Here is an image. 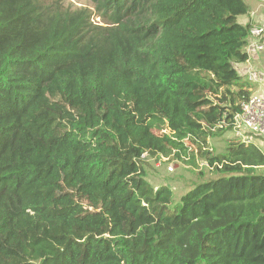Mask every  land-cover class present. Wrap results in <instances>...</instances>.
<instances>
[{"label":"trees","instance_id":"16d2710c","mask_svg":"<svg viewBox=\"0 0 264 264\" xmlns=\"http://www.w3.org/2000/svg\"><path fill=\"white\" fill-rule=\"evenodd\" d=\"M92 3L0 0V264H264V151L209 145L252 94L251 5ZM144 153L207 165L177 202Z\"/></svg>","mask_w":264,"mask_h":264},{"label":"rangeland","instance_id":"374dc122","mask_svg":"<svg viewBox=\"0 0 264 264\" xmlns=\"http://www.w3.org/2000/svg\"><path fill=\"white\" fill-rule=\"evenodd\" d=\"M246 1H248V3L251 5V11L252 8H254L259 14L261 12H264V0H246ZM61 3L63 4L64 7L67 6L73 9L80 7L90 8L92 9V13H93L92 20L95 23H103L101 17L98 14H96L92 0H61ZM244 19L245 16H242L240 18L241 21H243ZM249 20L253 22L254 26L262 25V23L259 22L258 20H252V19ZM261 21H264V18H262ZM252 54H254V52H252L251 55ZM259 57L263 59V65H264V51L259 53ZM255 65H256L255 68L258 69L259 72L264 73V67L260 63L258 64V66L257 64ZM262 82L264 83L263 80L259 82L251 83L253 88L251 95L256 93L259 87H263V85H261ZM237 136L242 137V135H238L232 130L226 131L222 136L209 138V145L211 148H213V151L218 153L224 150L227 144L226 143L227 140L236 139L237 141L239 140L241 141V139L238 138ZM253 137L251 138V135H247L248 139L258 144L261 147V149L264 151V135L263 138L261 136L258 137L253 136ZM203 163L204 161L198 160L199 167L196 168L191 164H187L181 160H175V159L169 160L167 157H160V158L146 157V167H145L147 171L146 178L147 181H149V183L154 187V189H157L162 185L170 186L174 190V199L178 202L181 196L185 194V192H187V190L192 185V183L199 179L198 178L199 170L206 169L205 164ZM169 165L174 166L173 171L168 170L167 167Z\"/></svg>","mask_w":264,"mask_h":264},{"label":"built area","instance_id":"2783aa9c","mask_svg":"<svg viewBox=\"0 0 264 264\" xmlns=\"http://www.w3.org/2000/svg\"><path fill=\"white\" fill-rule=\"evenodd\" d=\"M247 48L249 52L261 53L264 51V24L255 25L250 33ZM249 79L254 82L261 81L260 73L257 70L248 72ZM263 87H259V91L251 95L248 99L242 102L241 110L237 112L231 120V130L237 133L241 141H251L247 135L263 138L264 135V83ZM254 138V137H253ZM144 158H148V154H143ZM163 157V156H162ZM169 159V158H168ZM207 165L205 162L203 163ZM169 171L174 170L173 165H169Z\"/></svg>","mask_w":264,"mask_h":264},{"label":"crops","instance_id":"0c3cea01","mask_svg":"<svg viewBox=\"0 0 264 264\" xmlns=\"http://www.w3.org/2000/svg\"><path fill=\"white\" fill-rule=\"evenodd\" d=\"M249 18L252 19V20H258L259 22H261L262 24H264V21H261L262 18H264V12H261L259 14L254 8H252V11H251L249 17L248 16L247 17L245 16V19L243 21H241V20L240 21L243 24H245V23L248 22ZM246 50L249 53V57H250L249 60L247 62H243V63H235L234 66L236 67L238 73L240 75H242L245 80H248L249 82L254 83L252 80L249 79L248 72L250 70H253V69L254 70H258V69L255 68V66H256L255 64H257V66H258V64L260 63L264 67V65H263V59L259 57V53L258 52H254V54L251 55L252 52H249V49L247 48V46H246ZM258 72H259V70H258ZM259 73L261 75V77H260L261 80L264 81V73H262V72H259ZM251 90H253L252 87H251ZM257 91H259V90H257Z\"/></svg>","mask_w":264,"mask_h":264},{"label":"clouds","instance_id":"9594fccd","mask_svg":"<svg viewBox=\"0 0 264 264\" xmlns=\"http://www.w3.org/2000/svg\"><path fill=\"white\" fill-rule=\"evenodd\" d=\"M260 77H261V76H260ZM261 81H262V80H261ZM262 83H263V82H262ZM262 83H261V84H262ZM258 90H259V89H258Z\"/></svg>","mask_w":264,"mask_h":264}]
</instances>
